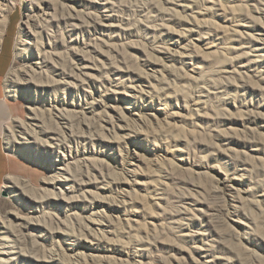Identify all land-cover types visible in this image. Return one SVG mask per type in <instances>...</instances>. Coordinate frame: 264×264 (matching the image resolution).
Segmentation results:
<instances>
[{
    "label": "rangeland",
    "instance_id": "obj_1",
    "mask_svg": "<svg viewBox=\"0 0 264 264\" xmlns=\"http://www.w3.org/2000/svg\"><path fill=\"white\" fill-rule=\"evenodd\" d=\"M166 1L4 3L7 177L39 190L0 191L10 264H264V0H207L192 11ZM98 57L145 92H115L95 67L88 77L76 64ZM19 121L42 156L65 157L64 196L26 141L7 148Z\"/></svg>",
    "mask_w": 264,
    "mask_h": 264
},
{
    "label": "bare ground",
    "instance_id": "obj_2",
    "mask_svg": "<svg viewBox=\"0 0 264 264\" xmlns=\"http://www.w3.org/2000/svg\"><path fill=\"white\" fill-rule=\"evenodd\" d=\"M206 2V6H208V1L207 0H172L169 1L167 0L166 3L167 5L171 8L172 11H177L178 8H182L184 10H189L192 11L193 7H195V5H199L201 4L203 6V3ZM4 3H8V0H0V12L4 11ZM197 5V6H198ZM204 7V6H203ZM207 9H209V7H207ZM46 15V13H45ZM44 15V16H45ZM41 16V15H40ZM37 17L36 18V24H35V28L29 31V36L31 41L34 42V44H36L38 38L41 36V34L43 35V31L44 28H41L42 25V21L43 19H41V17ZM0 18H1V14H0ZM193 20H199V18L197 16L193 17ZM199 23L195 24L196 26ZM207 24V23H206ZM205 25H202L203 27H206ZM213 25H215L214 23H212ZM29 25V24H27ZM200 27V26H199ZM54 37V35H48L46 34L44 36V38L46 39L47 44L49 45V42L51 41V39ZM1 45V44H0ZM75 60V59H74ZM38 61H41L42 63H46V58L42 56V58L40 57V55H38ZM76 64L79 68L82 69V71L84 72L85 76H92L93 74H91L90 72H88L86 69H91L92 66L95 67V70L97 71V74H99V76L102 79L106 80V84L109 86V88L115 90V92L122 90L123 92H125L129 97L134 98V99H138L137 97H140L141 94H143L145 92V89L140 88V92H137L136 94L134 93L135 91V85L133 82H128L127 84V80L125 78L120 79V75L116 74V71L118 70L117 68H112L110 67V70H107L105 68L104 62L101 58H97L94 60L93 63L91 64H86L84 62L83 58H80L79 60H76ZM71 74H73V70L69 71ZM109 73V78H106L105 75ZM67 74V73H66ZM65 72L63 71V69L57 70L56 71V75L63 77V79H67ZM115 77V78H113ZM146 83H147V87L149 90L152 91V93H155V88L154 86L148 81V79H145ZM68 84H71V82H69ZM5 90L7 91V93H9V87H5ZM31 100V98H30ZM29 100V104H31ZM0 113H2L3 118L6 120V123L9 124L11 122H14L13 119H11L8 115L7 112V108H6V103L5 101H2L0 103ZM148 109V111L153 112L156 108L153 106H147L146 107ZM57 110V109H56ZM20 125H22V129L19 133V128L17 130V134H15L14 132H11L8 136H7V148H11L12 147H19V138L26 141L25 143H23L22 148L24 150L25 153H28L30 156H34L35 158H42V160L44 161V164L49 165L50 166V176L53 178V180L58 179L59 182H61V188H59V194H61V196H64V191L67 190V188L69 187V185L67 184V181L69 180V172H71L70 169L64 170L63 168L66 165V159L64 156H61L62 158H60V156H57V158H54L51 156L50 153H47V155L42 156L41 153L39 152L38 148H34L32 147L29 143H28V138H29V129L26 128V126H24V122H18ZM5 125L2 126V128ZM116 129H126L125 126L122 125H112V131H116ZM59 132H62L60 130L59 127ZM40 132L47 136V132L45 131V128H42L40 130ZM62 136H64V134H62ZM46 143H48L49 145L51 144L49 141H47ZM21 145V144H20ZM6 148V149H7ZM60 149V148H59ZM132 163H130L129 165H132ZM86 175H89V170L86 169V171L84 172ZM98 176H100L98 174ZM19 185L23 186L26 189H30V190H35V191H39L37 188H34L32 185H30L27 182H21L18 178H13V177H6L4 183H3V187L6 188L5 190L7 192H10L11 189L14 190V192H18L17 194H19V190L15 191L17 188H19ZM58 190V188H57ZM5 193V192H4ZM52 193L54 194V196H56V194L54 193V191H52ZM6 195V193H5ZM44 195V194H43ZM58 196V195H57ZM12 198H16V194L14 197ZM17 199H15L16 201ZM132 202V200L130 198H126L125 196H122L120 198V203L124 206L129 205ZM96 222V221H95ZM97 222H101L98 221ZM99 224V223H97ZM1 252L0 253V264H10L11 262H13V254H12V244L9 243V241H7V237H6V232L3 231V234L1 236ZM58 259V264H62L63 262H61V260L59 258ZM56 262V261H55ZM64 264V263H63Z\"/></svg>",
    "mask_w": 264,
    "mask_h": 264
},
{
    "label": "crops",
    "instance_id": "obj_3",
    "mask_svg": "<svg viewBox=\"0 0 264 264\" xmlns=\"http://www.w3.org/2000/svg\"><path fill=\"white\" fill-rule=\"evenodd\" d=\"M7 35H8V33H7ZM7 35L5 36V38L7 37ZM6 70H7V68L5 69L4 72L0 71V103L3 101V98H4V84L3 83H4V79H5V75H6L5 74ZM3 121H4V119H3L2 113H0V127H1V124L3 123ZM0 134H1V131H0ZM12 170H13L12 161L4 150V142H3V139L0 135V191H1V189H3L2 188L3 183L6 179V177L12 173Z\"/></svg>",
    "mask_w": 264,
    "mask_h": 264
}]
</instances>
